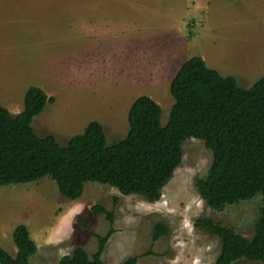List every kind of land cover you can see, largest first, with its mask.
Instances as JSON below:
<instances>
[{
	"label": "rangeland",
	"instance_id": "374dc122",
	"mask_svg": "<svg viewBox=\"0 0 264 264\" xmlns=\"http://www.w3.org/2000/svg\"><path fill=\"white\" fill-rule=\"evenodd\" d=\"M169 54H180L175 68L205 54L211 69L252 88L264 78V0H0V104L18 115L30 87L44 90L56 101L33 127L62 146L96 121L108 145L123 141L129 110L144 96L162 107L167 125L175 105L170 84L163 87L169 78L153 83L175 61L162 59ZM152 57L161 62L146 67ZM183 150L182 165L156 203L98 183L87 184L72 202L50 178L1 187L0 245L16 256L13 233L25 224L39 249L32 264H60L78 247L92 256L98 249L92 232L105 236L110 229L105 216L92 212L99 205L116 215L105 264H124L151 247L155 256L138 264H214L221 242L197 229L196 221L212 219L251 240L262 201L213 211L195 187L210 171L213 154L197 139L187 140ZM160 222L170 234L153 244Z\"/></svg>",
	"mask_w": 264,
	"mask_h": 264
},
{
	"label": "trees",
	"instance_id": "16d2710c",
	"mask_svg": "<svg viewBox=\"0 0 264 264\" xmlns=\"http://www.w3.org/2000/svg\"><path fill=\"white\" fill-rule=\"evenodd\" d=\"M170 92L175 105L167 125L162 123V107L144 96L129 110V133L123 141L108 145L105 128L96 121L62 146L54 136L40 137L33 127L35 118L56 99L30 87L20 114L0 104V188L50 178L72 202L83 197L87 184L98 183L156 203L182 165L184 143L201 140L213 154L210 171L195 181L205 204L223 212L259 197L262 207L251 240L212 219L201 218L195 227L219 238L221 253L214 264H264V78L245 89L235 77H223L197 56L184 63ZM92 212L105 216L109 232H92L98 241L92 256L78 247L60 264H105L103 255L117 232L116 215L99 205ZM169 234L168 226L158 223L153 244ZM13 242L16 256L0 245V264H32L39 249L27 225L15 228ZM146 256H155L152 247L124 264H138Z\"/></svg>",
	"mask_w": 264,
	"mask_h": 264
},
{
	"label": "crops",
	"instance_id": "0c3cea01",
	"mask_svg": "<svg viewBox=\"0 0 264 264\" xmlns=\"http://www.w3.org/2000/svg\"><path fill=\"white\" fill-rule=\"evenodd\" d=\"M120 47V46H119ZM187 48H189L188 47V44H187ZM187 52H188V49H187ZM201 55V54H200ZM205 56V54H202L201 56H199V57H202L204 60H205V62L208 64L209 63V65H210V62H208V61H206V60H208L207 58H205L204 56ZM153 59H150L149 61H148V63H147V65H146V67L147 66H152V67H157V65H158V63L159 62H161L160 61V59L158 58L157 59V57H152ZM163 58H173L175 61H173V62H170V63H167V65L169 66V69L168 70H164V69H161V70H159L158 72H157V74H156V77H155V81H154V83L153 84H155V86H158L159 84H162V79L163 78H169L168 80H167V82H165L164 84H163V87H165V86H168L169 84H171V81H173V79H174V77L176 76V74L179 72V70H180V68L184 65V63L185 62H187V61H185L181 66H179V67H177V68H175V64L177 63V61L180 59V54H169V55H165V56H163L162 55V59ZM161 64V63H160ZM208 66V65H207ZM209 67V66H208ZM220 67V66H219ZM210 68V67H209ZM221 68V67H220ZM218 69V68H217ZM217 71H219V72H221V70H217ZM176 73V74H175ZM222 73V72H221ZM159 75H162V78L159 76ZM224 77H227L225 74H222ZM228 77H235L236 79H237V77L235 76V75H229ZM241 78V76H239V79ZM172 79V80H171ZM261 80V79H260ZM237 81H238V79H237ZM239 84V83H238ZM106 254V253H105ZM103 258H104V256H103Z\"/></svg>",
	"mask_w": 264,
	"mask_h": 264
}]
</instances>
